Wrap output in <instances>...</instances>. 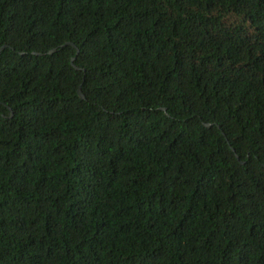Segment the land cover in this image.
Listing matches in <instances>:
<instances>
[{
    "label": "trees",
    "instance_id": "trees-1",
    "mask_svg": "<svg viewBox=\"0 0 264 264\" xmlns=\"http://www.w3.org/2000/svg\"><path fill=\"white\" fill-rule=\"evenodd\" d=\"M1 46L0 264H264V0H0Z\"/></svg>",
    "mask_w": 264,
    "mask_h": 264
},
{
    "label": "water",
    "instance_id": "water-1",
    "mask_svg": "<svg viewBox=\"0 0 264 264\" xmlns=\"http://www.w3.org/2000/svg\"><path fill=\"white\" fill-rule=\"evenodd\" d=\"M65 44H69V43H65ZM3 47H4V46H1V47H0V50H1ZM53 51H54V49H52V50L49 51L48 53H51V52H53ZM75 51H76V49H75ZM76 52H77V51H76ZM73 59H74V58H71V59H70V63H72V60H73ZM73 68H74V69H77L75 66H73ZM76 93H77V96H78L80 99H83V96H82V94L80 93V87H79V86L77 87ZM161 110L164 111L163 108H161ZM204 126H205V127H208L209 124H204ZM240 164H242V162H240Z\"/></svg>",
    "mask_w": 264,
    "mask_h": 264
}]
</instances>
